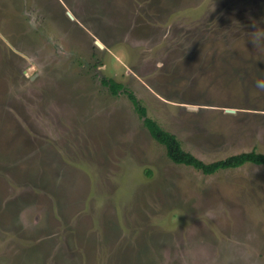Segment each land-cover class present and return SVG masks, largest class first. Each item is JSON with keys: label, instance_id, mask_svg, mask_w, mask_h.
<instances>
[{"label": "rangeland", "instance_id": "rangeland-1", "mask_svg": "<svg viewBox=\"0 0 264 264\" xmlns=\"http://www.w3.org/2000/svg\"><path fill=\"white\" fill-rule=\"evenodd\" d=\"M130 92L206 162L264 152V0H0V264H264V164L176 163Z\"/></svg>", "mask_w": 264, "mask_h": 264}, {"label": "trees", "instance_id": "trees-1", "mask_svg": "<svg viewBox=\"0 0 264 264\" xmlns=\"http://www.w3.org/2000/svg\"><path fill=\"white\" fill-rule=\"evenodd\" d=\"M103 82L110 87L114 94H118L125 88L122 82H118L114 78H104ZM129 97L133 101L136 109L140 112V116L144 119V123L152 136L166 146L169 157L176 163L191 165L210 174L220 169L238 168L248 163L264 164V152L256 150L244 151L216 161L206 162L194 153L186 150L176 134L166 130L158 121L150 117L147 112V107L141 103L135 93L130 92Z\"/></svg>", "mask_w": 264, "mask_h": 264}, {"label": "clouds", "instance_id": "clouds-1", "mask_svg": "<svg viewBox=\"0 0 264 264\" xmlns=\"http://www.w3.org/2000/svg\"><path fill=\"white\" fill-rule=\"evenodd\" d=\"M260 36H261V34H260L259 30L255 31L253 33L251 39H252L253 43L255 44V46H258L259 40H260Z\"/></svg>", "mask_w": 264, "mask_h": 264}, {"label": "water", "instance_id": "water-1", "mask_svg": "<svg viewBox=\"0 0 264 264\" xmlns=\"http://www.w3.org/2000/svg\"><path fill=\"white\" fill-rule=\"evenodd\" d=\"M69 14H70V16L72 17V18H74V15L71 13V12H69ZM98 42V41H97ZM98 44L100 45V46H103L102 44H100L99 42H98ZM191 107H197V106H191ZM227 111H229V112H234V111H236V109H234V108H228V109H226Z\"/></svg>", "mask_w": 264, "mask_h": 264}, {"label": "bare ground", "instance_id": "bare-ground-1", "mask_svg": "<svg viewBox=\"0 0 264 264\" xmlns=\"http://www.w3.org/2000/svg\"><path fill=\"white\" fill-rule=\"evenodd\" d=\"M97 41H98L100 44H102V45L104 46V44H103L100 40H97ZM98 42H97V43H98Z\"/></svg>", "mask_w": 264, "mask_h": 264}]
</instances>
